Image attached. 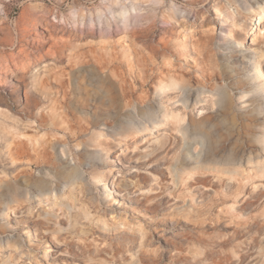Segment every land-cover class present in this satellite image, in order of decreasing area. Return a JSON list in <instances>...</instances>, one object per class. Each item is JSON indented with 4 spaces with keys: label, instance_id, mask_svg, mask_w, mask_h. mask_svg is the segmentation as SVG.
<instances>
[{
    "label": "rangeland",
    "instance_id": "obj_1",
    "mask_svg": "<svg viewBox=\"0 0 264 264\" xmlns=\"http://www.w3.org/2000/svg\"><path fill=\"white\" fill-rule=\"evenodd\" d=\"M0 264H264V0H0Z\"/></svg>",
    "mask_w": 264,
    "mask_h": 264
},
{
    "label": "bare ground",
    "instance_id": "obj_2",
    "mask_svg": "<svg viewBox=\"0 0 264 264\" xmlns=\"http://www.w3.org/2000/svg\"><path fill=\"white\" fill-rule=\"evenodd\" d=\"M127 18V17H126ZM260 21H261V18H259V23H260ZM5 66H6V64H4ZM7 65H8V63H7ZM16 65V64H15ZM69 65V64H68ZM4 66V67H5ZM8 67V66H7ZM6 68V67H5ZM6 70V69H5ZM107 81V80H106ZM106 83V82H105ZM105 85V84H104ZM109 86H111V85H109ZM113 86V85H112ZM93 87V86H92ZM96 87V86H95ZM100 87V86H99ZM115 87H117V86H115ZM114 87V88H115ZM93 89V88H92ZM100 89V88H99ZM103 89V88H102ZM110 89V88H109ZM120 89V88H119ZM118 90V89H117ZM81 91V90H80ZM94 91V90H93ZM116 91V90H115ZM121 91H122V89H121ZM109 92V91H108ZM119 92V91H118ZM127 93V92H126ZM105 95V94H104ZM124 95V94H123ZM118 96V95H117ZM127 96V95H126ZM106 97V96H105ZM124 97V96H123ZM62 98V97H61ZM67 102H68V98H67V95H65L64 96V99H63V101L61 102L62 104H67ZM40 118H41V116H40ZM57 120V119H56ZM38 122V121H37ZM40 122V121H39ZM78 124V123H77ZM23 129V128H22ZM27 129V128H26ZM37 129H39V130H42V129H49L51 132H54V133H57V132H67V131H65V129L64 128H62L61 126H59L58 125V123L55 121H53V123H51V124H43V123H39V124H37ZM76 131L73 133V134H71V135H69V138H71V139H77L78 138V126L76 125V129H75ZM70 131V130H69ZM24 132V131H23ZM48 132V131H47ZM54 139V138H53ZM53 139H51L49 142L47 141V143H43V152L44 153H46L47 152V150H48V148L49 147H53L56 143H58L59 144V142H61L60 141V139H58V138H55L54 140ZM67 139V138H66ZM22 140V139H21ZM21 140H19L20 141V143H22V141ZM62 140V139H61ZM62 143H64V142H62ZM66 143V142H65ZM23 144H24V142H23ZM28 144V143H27ZM19 145V144H18ZM29 145V144H28ZM60 145V144H59ZM62 145V144H61ZM22 146V145H21ZM26 147V146H25ZM31 146H29V147H27V148H30ZM23 148V147H22ZM36 148V147H35ZM35 148H34V150H35ZM38 148V147H37ZM40 148H41V146H40ZM18 150H19V148H17ZM31 149V148H30ZM51 149V148H50ZM32 150H33V148H32ZM32 150H30V151H32ZM41 150V149H40ZM39 150V151H40ZM17 151V150H16ZM15 151V152H16ZM51 151V150H50ZM27 152V151H26ZM41 152V151H40ZM42 152V153H43ZM18 153V154H17ZM22 153V152H21ZM21 153H20V151H17L15 154H17V156L16 157H18V155L20 156L21 155ZM51 153V152H50ZM65 153V152H64ZM71 153H73V152H71ZM14 154V153H13ZM15 154H14V156H15ZM24 154V153H23ZM47 154V153H46ZM45 154V155H46ZM77 154V153H76ZM29 156V155H28ZM32 156V155H31ZM42 157H43V155H41ZM47 156H48V154H47ZM21 157V156H20ZM25 158V157H24ZM43 158H46L45 156L43 157ZM29 160H30V156H29V158H28ZM53 159V158H52ZM39 160V159H38ZM44 160V159H43ZM47 160V159H46ZM48 161V160H47ZM53 161V160H52ZM37 162V161H36ZM45 162V161H44ZM49 162V161H48ZM31 163H33V162H31ZM39 163V162H38ZM37 163V164H38ZM41 163V162H40ZM34 164H35V161H34ZM46 164H48V163H46ZM50 164V163H49ZM16 165V164H15ZM19 165H20V163H19ZM32 165V164H31ZM52 165V164H51ZM70 166V165H69ZM72 167V166H71ZM73 169H75L74 167H73ZM71 170V169H70ZM69 170V171H70ZM75 173V172H74ZM73 173V174H74ZM70 174H72V173H70ZM69 176V175H68ZM72 176V175H71ZM75 177V176H74ZM77 177V176H76ZM71 178V177H70ZM69 178V179H70ZM72 179V178H71ZM76 183L78 182V179H77V181H75ZM44 188V187H43ZM40 189V188H39Z\"/></svg>",
    "mask_w": 264,
    "mask_h": 264
}]
</instances>
